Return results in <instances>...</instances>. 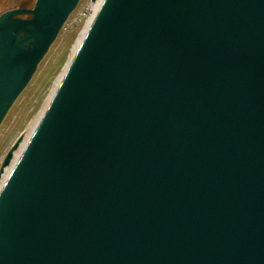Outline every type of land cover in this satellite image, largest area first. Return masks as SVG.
Masks as SVG:
<instances>
[{
    "label": "water",
    "instance_id": "95a60500",
    "mask_svg": "<svg viewBox=\"0 0 264 264\" xmlns=\"http://www.w3.org/2000/svg\"><path fill=\"white\" fill-rule=\"evenodd\" d=\"M80 2L1 17L0 126ZM62 77L0 264H264V0H105Z\"/></svg>",
    "mask_w": 264,
    "mask_h": 264
},
{
    "label": "rangeland",
    "instance_id": "374dc122",
    "mask_svg": "<svg viewBox=\"0 0 264 264\" xmlns=\"http://www.w3.org/2000/svg\"><path fill=\"white\" fill-rule=\"evenodd\" d=\"M97 0H82L64 29L38 67L29 86L15 102L0 126V170L3 161L19 140L31 128L45 108L56 82L69 64L73 50L84 33ZM0 16L14 2L28 9L36 0H1ZM1 180V179H0Z\"/></svg>",
    "mask_w": 264,
    "mask_h": 264
},
{
    "label": "bare ground",
    "instance_id": "6f19581e",
    "mask_svg": "<svg viewBox=\"0 0 264 264\" xmlns=\"http://www.w3.org/2000/svg\"><path fill=\"white\" fill-rule=\"evenodd\" d=\"M104 1H105V0H97V1H96V3H95V7L93 8V12H92L93 14H92V16L89 18V21H88V23H87V26H86V28H85V31H84V33L81 35V37L79 38L78 43H77V45L75 46V48H74V50H73V55L71 56V59H70L69 63L73 60V56L75 55V53H76L77 50L79 49L80 45L82 44L83 39L85 38V36H86V34H87L89 28L91 27L93 21L95 20L96 16L98 15V13H99V11H100V9H101V7H102ZM63 74H64V73H63ZM63 74H62V75H63ZM62 78H63V77L61 76V77L59 78V80L56 82L55 87H54V89H53V92H52L50 98L48 99L45 108H44V109L42 110V112L39 114V116L37 117L36 121L33 122V124L31 125L30 130H29L28 132H26V133L23 134V136H24V142H23V144L21 145L19 151H17V152L15 153V158H14V160H13V163H12L11 167H9V168L6 169L5 174L3 175L2 179L0 180V191H1V189L3 188L4 184L6 183V181H7L8 177H9V175L11 174V172H12L14 166H15V163H16L17 159L20 157V155H21L22 152L24 151V149H25V147H26V144L29 142V140H30L31 136L33 135L35 129L37 128V126H38L40 120L42 119L43 115L45 114L46 109H47V107L49 106L50 101H51V99L53 98V96H54V94H55V92H56V90H57V87H58V85L60 84Z\"/></svg>",
    "mask_w": 264,
    "mask_h": 264
},
{
    "label": "flooded vegetation",
    "instance_id": "af4514ba",
    "mask_svg": "<svg viewBox=\"0 0 264 264\" xmlns=\"http://www.w3.org/2000/svg\"><path fill=\"white\" fill-rule=\"evenodd\" d=\"M2 5V2H1V0H0V6ZM17 10H26V11H31V9H28L27 7H22V8H15V9H12V10H9V12H13V11H17ZM33 10V9H32ZM6 13H8V12H5V13H2L1 14V16H0V18L4 15V14H6ZM15 18H21V19H25V20H30L31 18H32V16H30V15H17V16H15Z\"/></svg>",
    "mask_w": 264,
    "mask_h": 264
},
{
    "label": "built area",
    "instance_id": "2783aa9c",
    "mask_svg": "<svg viewBox=\"0 0 264 264\" xmlns=\"http://www.w3.org/2000/svg\"><path fill=\"white\" fill-rule=\"evenodd\" d=\"M93 12V11H92Z\"/></svg>",
    "mask_w": 264,
    "mask_h": 264
}]
</instances>
